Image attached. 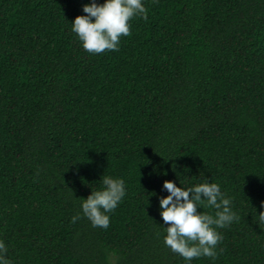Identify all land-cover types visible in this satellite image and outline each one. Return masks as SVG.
<instances>
[{"label": "trees", "instance_id": "obj_1", "mask_svg": "<svg viewBox=\"0 0 264 264\" xmlns=\"http://www.w3.org/2000/svg\"><path fill=\"white\" fill-rule=\"evenodd\" d=\"M91 2L0 0V240L12 264H186L164 244L163 184L205 179L239 219L218 229L214 261L192 264H264V0H145L147 19L101 54L71 31ZM103 175L127 190L107 230L80 207Z\"/></svg>", "mask_w": 264, "mask_h": 264}, {"label": "clouds", "instance_id": "obj_2", "mask_svg": "<svg viewBox=\"0 0 264 264\" xmlns=\"http://www.w3.org/2000/svg\"><path fill=\"white\" fill-rule=\"evenodd\" d=\"M86 15L78 16L71 25L85 51L101 54L118 51L121 37L130 35L133 18L147 19L145 0H105L98 4L92 0L83 6ZM179 175V174H178ZM103 187L93 190L87 199L81 200V211L92 227L107 230L110 227L109 213L114 212L127 195L125 180L103 175ZM178 187L173 181H165L163 189L169 195L160 198V217L166 230L164 244L192 264L194 259L217 258V246L224 237L218 229L226 228L239 219L231 207L232 201L221 191L218 183L207 179L190 187ZM264 206V205H262ZM204 207L215 209V215L199 211ZM78 213L72 218L81 219ZM258 224H264V212L258 215ZM0 264H12L8 257V246L0 240Z\"/></svg>", "mask_w": 264, "mask_h": 264}]
</instances>
